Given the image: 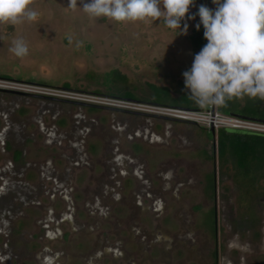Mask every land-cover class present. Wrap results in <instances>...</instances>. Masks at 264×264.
<instances>
[{
    "label": "flooded vegetation",
    "instance_id": "af4514ba",
    "mask_svg": "<svg viewBox=\"0 0 264 264\" xmlns=\"http://www.w3.org/2000/svg\"><path fill=\"white\" fill-rule=\"evenodd\" d=\"M0 96L8 100L0 102L8 107L0 112V195L4 186H18L20 202L18 210L16 198L10 199L0 224L9 229L21 224L22 234L27 221L34 227L19 250L11 232L0 234V264H209V257L219 264V224L225 218L218 202L215 165L223 156L217 130L46 96L10 91ZM55 104L81 107L82 117L72 119L82 125L70 133L60 128L64 118H58L62 110L52 108ZM26 108L43 119L54 113L47 128L70 138L65 153L35 157L38 165L51 163L47 186L30 183L28 162L15 168L18 160L27 161L28 150L11 148L13 132L25 135L24 143L31 138L37 149L35 135L43 133L25 134L33 118ZM181 125L195 128L191 135L203 133L206 144L190 139ZM40 146L52 148L47 141ZM61 160L64 168L56 164ZM208 163L212 169L203 171ZM30 168L39 173L35 165ZM29 207L35 210L32 218Z\"/></svg>",
    "mask_w": 264,
    "mask_h": 264
},
{
    "label": "rangeland",
    "instance_id": "374dc122",
    "mask_svg": "<svg viewBox=\"0 0 264 264\" xmlns=\"http://www.w3.org/2000/svg\"><path fill=\"white\" fill-rule=\"evenodd\" d=\"M203 2L208 6V0ZM201 4L202 0H195L190 13L197 12ZM67 5L68 0H34L30 7L39 13L37 21L15 26L0 24V77L106 94L105 87L100 84L104 82L101 77L106 72L116 70L117 78L111 81L118 83L125 92L130 91L138 101L151 102L147 100L152 98L155 89L172 98H177L186 91L182 73L190 69L193 63L195 53L191 35L197 31L195 25L199 22L198 16L195 20L186 19L188 33L180 35L179 29L166 27L163 18L148 22H115L104 17L90 18L79 5L75 10ZM212 8H215L213 3ZM202 27L201 25L200 28ZM69 37L72 39L71 43ZM18 38H23L29 49L28 55L23 58H18L9 51L12 41ZM1 101L6 103L8 100L5 96H0ZM7 108V105L0 104L1 113L6 112ZM52 108L62 110V116L58 118L63 117L64 122L60 128H68L70 133L82 125L79 124L81 120L72 119L73 114L78 118L82 117L81 107L55 104ZM26 111L33 118L25 134L31 135L35 130H43V133L35 135L40 149L33 145L31 138H27L24 143L25 135L18 138V133L13 132L10 137L11 148L28 150L27 161L18 160L15 168L29 163L30 183L40 182L47 186L48 181L50 184L47 179L51 178V163L38 165L37 161L34 162L35 157L40 153L41 158L49 152L59 155L65 153L63 149L70 144V138L66 137L67 133L64 135L57 132L56 127L47 128V125L53 123L51 119L55 116L54 113L43 119L40 113L34 115L30 108H26ZM101 119L103 123L109 122L108 116L102 115ZM137 120L138 123L141 122L140 119ZM180 127L189 132L195 130L185 125ZM190 139L205 145L207 138L196 131ZM44 141L52 145L51 150L40 146ZM260 144L255 145L254 151L247 152L244 156L233 155L230 147L225 149L224 154L218 152L219 156H223L215 165L219 187L218 202L224 208L225 218L219 224V264H264V142ZM150 155L156 158L157 153L150 152ZM64 156L68 159L67 154ZM65 162L61 160L56 164L64 168ZM31 165L38 167L39 173L32 171ZM205 165L203 171L212 169V163ZM8 187L4 186L1 191L4 194L0 195L1 215L11 198H16L17 209L20 205L16 197L19 193L18 186L11 190ZM28 212L32 218L35 210L29 207ZM20 225L15 223L9 229L4 223L0 224V234L8 235L11 232L10 239L15 241L13 245L18 250L22 244L21 239H31L34 232L30 221L25 224L27 232L24 234L19 230ZM204 230L209 232L208 228L204 227ZM0 239H3L2 235ZM209 250L211 251L210 248ZM214 260L209 257L207 261L213 264Z\"/></svg>",
    "mask_w": 264,
    "mask_h": 264
},
{
    "label": "clouds",
    "instance_id": "9594fccd",
    "mask_svg": "<svg viewBox=\"0 0 264 264\" xmlns=\"http://www.w3.org/2000/svg\"><path fill=\"white\" fill-rule=\"evenodd\" d=\"M34 0H0V24L20 25L37 21ZM194 14L195 0H68L90 18L115 22H148L163 18L166 27L187 35V20L203 26L207 43L194 55L190 69L182 73L187 96L200 108L226 107L234 99L264 100V0H212ZM183 23V27H181ZM72 42L69 37V43ZM79 47V43L77 44ZM16 57L28 55L23 38L9 49Z\"/></svg>",
    "mask_w": 264,
    "mask_h": 264
},
{
    "label": "built area",
    "instance_id": "2783aa9c",
    "mask_svg": "<svg viewBox=\"0 0 264 264\" xmlns=\"http://www.w3.org/2000/svg\"><path fill=\"white\" fill-rule=\"evenodd\" d=\"M0 90L25 93L35 96H46L85 105H95L112 109L127 110L171 118L181 122H191L215 130L232 128L264 133V122L240 118L220 112L216 107L205 110L169 106L153 102L138 101L97 92L74 91L69 88H58L35 83L21 82L0 77Z\"/></svg>",
    "mask_w": 264,
    "mask_h": 264
},
{
    "label": "trees",
    "instance_id": "16d2710c",
    "mask_svg": "<svg viewBox=\"0 0 264 264\" xmlns=\"http://www.w3.org/2000/svg\"><path fill=\"white\" fill-rule=\"evenodd\" d=\"M202 4H204L202 0ZM206 5V4H205ZM203 27L197 30L193 35H191V42L194 53H198L201 48L207 43L203 35ZM117 71L111 70L102 75L104 79L103 83H100L105 87L106 94L111 96H118L122 98L135 99L130 91L122 89L118 83H113L111 80L116 77ZM114 76V77H113ZM8 78L7 76H4ZM65 87H68L65 85ZM100 93V91H95ZM146 101V100H145ZM153 103L164 104L169 106L184 107L197 110H205L208 108H200L187 96V91H184L179 97L172 98L168 95L160 94L156 89L153 91L152 98L150 100ZM220 112L240 118L251 119L255 121L264 122V100L259 98L250 99L245 96L243 99H234L228 102L226 107H216ZM226 130H231L233 132H227ZM219 141L221 142V154H224L227 147L231 148L233 155L240 154L244 156L247 152H253L255 145H262L264 142V133L250 130L242 129H232V128H221L218 129ZM241 148V151L239 150Z\"/></svg>",
    "mask_w": 264,
    "mask_h": 264
},
{
    "label": "water",
    "instance_id": "95a60500",
    "mask_svg": "<svg viewBox=\"0 0 264 264\" xmlns=\"http://www.w3.org/2000/svg\"><path fill=\"white\" fill-rule=\"evenodd\" d=\"M208 7L209 8H212V0H208ZM0 92H2V90H0ZM99 107H101V106H99ZM103 108H107V107H103ZM186 123H191V122H186ZM191 124H194V123H191ZM211 130L214 132V129L213 128H211Z\"/></svg>",
    "mask_w": 264,
    "mask_h": 264
}]
</instances>
